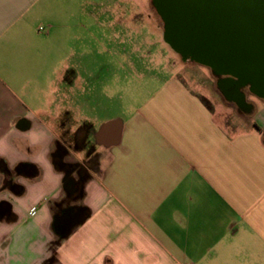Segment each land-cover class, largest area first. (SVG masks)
Masks as SVG:
<instances>
[{"label":"crops","instance_id":"obj_1","mask_svg":"<svg viewBox=\"0 0 264 264\" xmlns=\"http://www.w3.org/2000/svg\"><path fill=\"white\" fill-rule=\"evenodd\" d=\"M61 1L0 0V264H264V99L230 131L172 73L111 115Z\"/></svg>","mask_w":264,"mask_h":264},{"label":"rangeland","instance_id":"obj_2","mask_svg":"<svg viewBox=\"0 0 264 264\" xmlns=\"http://www.w3.org/2000/svg\"><path fill=\"white\" fill-rule=\"evenodd\" d=\"M60 7L69 13L76 12V20L85 25L78 31L81 41L104 40L110 36L112 49L122 56L121 68L113 67L109 86L112 100L106 101L111 115L124 114L125 110L138 107L148 91L155 87L153 78L156 75L164 80L174 73L181 75L191 90L207 96L209 106L225 128L231 131L248 122V115L227 100L221 91L220 76L190 59L183 60L162 42L155 26H160L163 32L164 23L153 9L152 0H62ZM86 12L94 15L93 20ZM100 25L110 27L109 31ZM78 51L86 53L88 48L80 47ZM242 91L251 104L261 103L249 86Z\"/></svg>","mask_w":264,"mask_h":264},{"label":"water","instance_id":"obj_3","mask_svg":"<svg viewBox=\"0 0 264 264\" xmlns=\"http://www.w3.org/2000/svg\"><path fill=\"white\" fill-rule=\"evenodd\" d=\"M165 42L264 99V0H155Z\"/></svg>","mask_w":264,"mask_h":264},{"label":"flooded vegetation","instance_id":"obj_4","mask_svg":"<svg viewBox=\"0 0 264 264\" xmlns=\"http://www.w3.org/2000/svg\"><path fill=\"white\" fill-rule=\"evenodd\" d=\"M152 5H153V9L157 11L155 7V0H152ZM219 79H220L219 87L221 88L226 99L234 102L242 110H245V111L249 110L250 103L247 101L242 91L243 87L240 89L236 87V84H237L236 79H232L231 77H220Z\"/></svg>","mask_w":264,"mask_h":264}]
</instances>
